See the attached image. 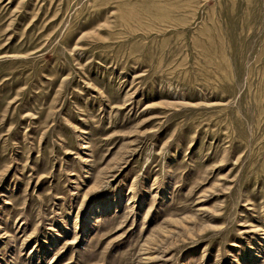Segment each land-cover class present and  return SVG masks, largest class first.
Segmentation results:
<instances>
[{
  "label": "rangeland",
  "instance_id": "obj_1",
  "mask_svg": "<svg viewBox=\"0 0 264 264\" xmlns=\"http://www.w3.org/2000/svg\"><path fill=\"white\" fill-rule=\"evenodd\" d=\"M0 264H264V0H0Z\"/></svg>",
  "mask_w": 264,
  "mask_h": 264
}]
</instances>
